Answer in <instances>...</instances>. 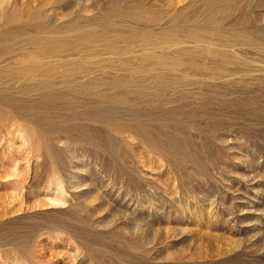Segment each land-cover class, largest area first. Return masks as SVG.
I'll return each mask as SVG.
<instances>
[{"label": "rangeland", "instance_id": "1", "mask_svg": "<svg viewBox=\"0 0 264 264\" xmlns=\"http://www.w3.org/2000/svg\"><path fill=\"white\" fill-rule=\"evenodd\" d=\"M0 99V264H264V0H0Z\"/></svg>", "mask_w": 264, "mask_h": 264}, {"label": "bare ground", "instance_id": "2", "mask_svg": "<svg viewBox=\"0 0 264 264\" xmlns=\"http://www.w3.org/2000/svg\"><path fill=\"white\" fill-rule=\"evenodd\" d=\"M1 100H2V102H3V99H0V103H2ZM67 100H68V99H67ZM9 105H10V104H9ZM35 109H36V108H35ZM38 110H39V109H38ZM47 130H48V129H47Z\"/></svg>", "mask_w": 264, "mask_h": 264}]
</instances>
